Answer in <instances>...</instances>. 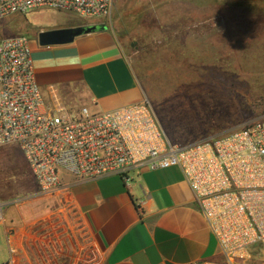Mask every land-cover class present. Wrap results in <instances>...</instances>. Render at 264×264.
Here are the masks:
<instances>
[{
    "label": "crops",
    "instance_id": "crops-1",
    "mask_svg": "<svg viewBox=\"0 0 264 264\" xmlns=\"http://www.w3.org/2000/svg\"><path fill=\"white\" fill-rule=\"evenodd\" d=\"M30 23L35 77L45 100L109 112L145 95L136 52L110 30L67 45L41 46L42 31L80 26ZM16 158L7 160L3 149ZM17 181H10L7 167ZM89 182L67 177L69 189L46 197L16 145L0 148V264H192L221 260L218 243L176 167ZM15 202V203H12ZM15 250V253H12Z\"/></svg>",
    "mask_w": 264,
    "mask_h": 264
},
{
    "label": "built area",
    "instance_id": "built-area-1",
    "mask_svg": "<svg viewBox=\"0 0 264 264\" xmlns=\"http://www.w3.org/2000/svg\"><path fill=\"white\" fill-rule=\"evenodd\" d=\"M114 1L0 0V24L43 8L106 19ZM11 145L20 148L46 197L69 189L67 177L130 182L133 172L179 168L221 256L192 264H264V118L180 146L164 132L146 97L99 113L51 104L35 77L30 38L18 35L0 41V148ZM7 205L0 201V224Z\"/></svg>",
    "mask_w": 264,
    "mask_h": 264
},
{
    "label": "rangeland",
    "instance_id": "rangeland-1",
    "mask_svg": "<svg viewBox=\"0 0 264 264\" xmlns=\"http://www.w3.org/2000/svg\"><path fill=\"white\" fill-rule=\"evenodd\" d=\"M52 21L105 25L136 52L139 84L175 144L264 118V0H115L100 20L43 8L2 22L0 41ZM11 150L3 149L9 161L18 156Z\"/></svg>",
    "mask_w": 264,
    "mask_h": 264
},
{
    "label": "water",
    "instance_id": "water-1",
    "mask_svg": "<svg viewBox=\"0 0 264 264\" xmlns=\"http://www.w3.org/2000/svg\"><path fill=\"white\" fill-rule=\"evenodd\" d=\"M107 30L105 25H83L69 28H60L42 31L38 34L41 46L67 45L78 37Z\"/></svg>",
    "mask_w": 264,
    "mask_h": 264
}]
</instances>
